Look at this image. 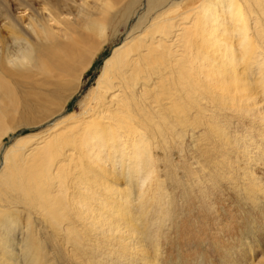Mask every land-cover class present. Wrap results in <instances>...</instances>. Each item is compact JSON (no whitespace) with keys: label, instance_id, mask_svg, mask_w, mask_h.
I'll list each match as a JSON object with an SVG mask.
<instances>
[{"label":"bare ground","instance_id":"bare-ground-1","mask_svg":"<svg viewBox=\"0 0 264 264\" xmlns=\"http://www.w3.org/2000/svg\"><path fill=\"white\" fill-rule=\"evenodd\" d=\"M103 1L113 0H94L86 6L80 5L84 0L78 4L72 1L73 16L48 4L26 5L22 20H11L7 35L0 37V264H49L40 240L44 231L64 253L53 256L57 264H164L173 252L164 262L157 261L143 245L153 241L155 235L149 237V231L160 230L159 217H163L157 205L159 210L153 213L158 224L153 226L145 203L160 195L157 199L164 205L167 197L162 189L153 195L147 194L149 189H130L134 188L131 180L142 171L145 179L152 173V150L160 149L159 141L166 142V131L191 121L186 105L191 101L198 112L203 100L197 96L211 97L213 91L205 93L192 84L194 75L208 85L221 74L224 80L231 75L233 84L239 81L234 87L220 83L222 93L218 95L223 101L220 107L229 106L237 114L248 116V102L261 99L253 100L255 91L253 97L249 92L248 70L255 66L259 70L258 59L264 62V0H117V11H110ZM226 12L232 14L231 24L223 15ZM231 25L230 36L237 41L233 45L215 33L222 26L228 31ZM105 43L114 46L93 84L81 94L78 110L65 113ZM239 47L242 51L237 53ZM239 64L243 68L236 73ZM259 78L263 80V74ZM232 88L237 97H230ZM192 127L190 131L198 130ZM26 128L37 131L14 134ZM217 129L212 133L216 141L231 144L226 132ZM6 136L10 142L4 146ZM205 143L212 144L209 140ZM175 145L173 142L172 147ZM120 175L127 189L123 188L119 197L122 188L114 182L118 183ZM22 211L32 215V220L27 216L22 221ZM144 216L149 220L142 231L138 224ZM121 219L123 225L118 223ZM167 233L176 239H166L169 249L181 253L187 240L200 252L206 234L203 225L190 218ZM163 246H167L165 241ZM213 252L220 257L226 254L216 248ZM203 253L200 256L208 260L209 254L204 249ZM182 259L184 264H192L187 256Z\"/></svg>","mask_w":264,"mask_h":264},{"label":"rangeland","instance_id":"rangeland-1","mask_svg":"<svg viewBox=\"0 0 264 264\" xmlns=\"http://www.w3.org/2000/svg\"><path fill=\"white\" fill-rule=\"evenodd\" d=\"M72 1H75L78 4L79 2H82L83 0H79V2L78 0H0V37H5L7 35V31H8L7 26L11 24V20H17L21 18V13L25 9L26 5L31 4L32 6L36 8L42 4H48V5L55 6L59 8L60 10L62 9L60 12H63V13L69 12L71 13L70 16H73L76 10L74 9V7L73 8L71 7V5L73 4ZM84 1L86 2L81 3L80 5L82 6H86L88 4L91 5V2L93 5V2H94V0H88V2L87 0H84ZM103 2L105 3L104 6L108 4L106 5V7H109L110 11H117L119 9V4H117V0H113L111 1V3H109V1L107 2L103 1ZM227 2H225V4ZM96 5H101V4L96 2ZM219 8H220L219 10L217 9L219 12L218 11L217 12L221 15V11H222L221 5ZM226 13H224L223 15L227 17L226 18V21H227L230 19L231 17L230 15L232 14L231 12H226ZM24 14H26V12L22 14L23 15L22 17L26 16ZM4 22L6 24H4ZM227 23L231 24V19ZM222 27L216 29L215 33L216 34L219 33L222 39H225L226 41L230 42L232 45L233 43L237 44L236 38L234 37L232 38L230 36L231 34L230 30L233 29V26L230 29L228 28L229 32L225 30L227 29L226 27L224 26ZM120 28L121 27H119V29ZM199 41H198V44L200 45L201 41L200 42ZM255 45H258V47H260L258 43H255ZM113 46H114L113 44L105 43L103 48L98 52L92 64L89 66L88 70L85 72L78 92L74 94V96H72V98L68 101L67 107L64 111L65 113L67 111H72L73 109L74 111L78 110L77 106H78V101L81 97V94H83L86 91L89 85L93 84L103 60L110 54V51ZM241 51L242 49H240L239 47V49H237V53H240ZM256 64H261L259 65L260 66L259 70H256V66L254 68H251L250 69L251 71L248 70V83H249L250 88L252 87L251 88L252 91L249 88V92L252 96L253 95L252 93L255 91L253 95L254 97L252 96L253 100H256L258 97H261V99L258 98V100H256L254 103L248 102L249 104L248 108L250 107V105L251 107L253 106L255 107L256 110L255 109L253 110L254 113H252L253 111L250 110L251 107L248 110V116L237 114V111L234 112L231 108H229V106H225L224 107L225 109L220 107L219 104H222L223 101L221 99L218 100L219 99L218 95L220 94V91H221L219 87L225 84L227 85L231 84L230 87H234L235 86L234 84L237 81L236 80L233 84L231 75L230 76L227 75L226 80L223 79V76L221 77L222 74L220 76L218 75L216 79L212 80L213 82L210 81L209 85L208 83L201 80V77L196 78V75H194L192 78V84L196 86L197 88L201 87L200 89L204 91L205 93L213 91V93H210L211 97L207 95L205 96V98H202L204 97L202 93H200L197 96L199 100H203V101L205 100L206 102L205 103L203 101H200L202 103V106H201L202 109L199 108L197 110L198 112H194L193 105H191L192 104L191 101L189 102L190 104L186 105V109L188 110V112H191L190 115H188L189 119L191 120L189 122L190 124L186 123L187 124L186 125L185 122H181V124H183L187 128V129L185 128L186 131H184V126H182L181 124L177 125L174 128H171L169 132L166 131L167 132L166 142L164 141L165 142L164 143L162 141H159V144L157 142L158 146H160V142L162 146L160 147V149L159 147H157V149L152 150L153 159H152V163L149 164L151 165L149 166V168L152 170V173H150L148 177L145 179V176H146L145 171H142L141 174H139V177L137 176L134 180H131V184H132L131 186H134V188L132 187L130 189H137V188L146 189V192L149 189V191L147 192V194L149 195L164 192V195L167 197L166 199H164L166 200L165 201L166 203L164 205H163L164 203L163 201H158L157 199L158 198L157 196H160V195L151 196L150 198H148L147 202L145 203L148 209L146 214L150 218L151 217L153 218L152 219L153 226L158 224V221H155L154 213H153L154 210H159L157 208V205H160L161 215H163L164 217V218L159 217V219H161L160 224L162 225L160 226V230L158 228H155V229L152 228L153 230H155L154 233L152 229H150L149 231V237H153L155 235V237L153 238V241L145 243L143 245V248L148 253V255L150 256L151 254L152 258L157 259V261L158 259L159 261H163L164 257L169 256V253L173 252L171 259L167 258L166 262L163 261L164 264H184L182 257L184 258L186 256L190 258L189 261L192 264H195L198 262L199 263L203 262L204 264H210V263L211 264H234V263L235 264H264V144H263L264 143V138H263L264 137V107H263L264 79L263 80H260V78L258 79L260 74L261 75L263 74V78H264V62H261L258 59ZM241 65L242 64H239V66L237 67L236 73L241 72L243 68V65L242 66ZM202 83H205L204 86ZM220 83L222 85H220ZM210 84L212 85V87ZM234 89H236V87ZM234 89L232 88V90H229L231 91L230 92L231 95L229 94V91L226 92L227 96L230 95V97H233V96L237 97L235 94H233L235 93ZM260 101H261V104H260ZM244 103L242 106L246 105V103L245 104ZM191 106H192V111L190 108ZM259 108H261L260 113H259V110H260ZM251 115L253 117H250ZM173 116H174V113H172V117ZM204 119H210V122H207ZM255 119L257 121H255ZM197 121L199 124L196 125ZM193 125L197 126L198 130H196L195 128L193 129L194 132L193 130L190 131V129L193 128L192 127ZM214 126L218 128L217 132L219 133L220 132L224 133V131L226 132L225 138L229 140L231 144L225 145V143H222V142L220 143L216 141V137L212 136V133L215 131V128H216ZM260 127L263 130H259ZM172 129L174 130V132ZM208 130H209V135L207 134ZM35 131L37 130H30L26 128V129H21L19 132L17 131L14 134L15 135L27 134V133H31ZM171 131L173 132L172 134L170 133ZM177 131L178 132L181 131V132L177 133ZM173 134H176L175 135L176 137H174ZM12 135L13 134H10V137ZM233 135L235 138H232ZM209 136L212 137V139ZM10 137L6 136L4 140V146L10 142L9 140ZM225 138L223 139L226 140ZM242 138H244L245 141ZM175 139L178 142L180 140L179 144L177 143V141L175 142ZM171 140H174L173 141L174 145L176 143L178 145L176 144L174 147H172L173 142ZM208 140L212 144L209 143L210 145H208V143H205ZM170 141L172 142V145L169 146L168 144H171ZM239 142L241 145L239 144ZM163 143L166 146L163 145ZM202 144L204 145L203 147H205L204 151H203V147L201 146ZM242 144H245V145H242ZM215 145L217 146V148ZM167 146L169 147L167 148ZM228 146H230L229 150L227 149ZM245 147H249L250 149L249 148L247 149ZM253 149L257 150L258 153L257 151H254ZM198 151H200L201 154L199 153L198 155ZM223 151L225 152L223 153ZM163 155L165 156V158ZM168 159L169 161L171 160V162L174 165L171 162L165 163V162H169V161H166ZM219 159L220 160L222 159V160L220 161ZM242 159L244 162L242 161ZM157 160L159 161L155 163L154 161H157ZM160 160H162L164 164ZM169 164H171L173 169L171 168ZM167 166L168 167L170 166V167L168 168ZM164 168L169 169L171 172L169 170H166L165 172ZM121 172H123V170L120 171L119 174H122ZM150 175H152L151 178H150ZM121 176L122 175H120L118 183L117 181H115L114 184L116 185L118 184L119 188L127 189L126 188L127 182L126 180H124V177L121 178ZM69 178L70 177H67V180ZM142 178H144L143 181H142ZM62 179H64V177H62ZM147 180L149 181L147 182ZM161 185L162 187H160ZM163 186H164V189H163ZM71 189H74V188H71ZM122 189H119V192H120L119 197L122 196L123 193L125 192V189L123 190ZM157 189L159 191L160 189L162 190L158 192ZM247 189H250V191L252 192L251 195L249 196H248L249 191ZM184 197L187 200L183 199ZM115 203L121 204L120 201H116ZM137 204L138 203L136 202L134 206H137ZM106 205L109 206L107 202H106ZM107 211L108 213L110 212L108 209ZM25 212L26 211L20 212V214L22 215L21 216L22 221L23 220L25 221L28 217L30 218V220H32L31 219L32 215H29V213L26 214L27 212L26 213ZM186 218H190V220L193 219L197 221L198 223H201L204 227V231L206 233L203 236L204 242L198 241L200 243L202 242L200 252L196 250L197 248L194 247V242L190 240L186 241V246H184L183 248V250L184 249L185 250L182 253L180 249H177V251L175 252H174V249H169V243L166 241V239L170 238L171 242H176L175 241L176 239H173L174 238L173 233L171 235L167 233V229L169 228L172 229V227H174L175 225L180 224L181 222H184ZM112 219H116V218H112ZM148 220L149 219H147V217L144 216L143 219L140 220V224H138V228L141 229V227L144 224L148 223ZM135 221H138V219ZM118 223L123 225V220L121 219L120 222ZM135 223L137 224V222ZM207 224H210L212 226H209V225L207 226ZM157 230H158V233H156ZM163 231L164 233L166 231V233L162 234ZM49 237H50L49 233H46L44 231L41 234L40 240L42 242L43 249L45 253L47 254V259L49 261V264H57V262H55V259L57 258L53 256H55L56 253H60V257H61V253L62 255H64V253L61 249H58L54 245L56 243L55 242L56 240L55 239L53 240L52 238H49ZM210 240L217 241V242L213 244L212 242H210ZM164 241L167 244L166 247L163 246ZM209 243L210 245H208ZM214 248L218 249L219 252H222L223 256L226 253L224 256L225 258L220 257L217 254H215L216 252L215 253L213 252ZM203 249L206 253L209 254L208 260H204L203 256H200L201 254H204ZM238 251L240 254L238 253ZM213 254L215 255L213 256ZM226 258H229V260ZM64 260L65 262L68 261L66 258H64Z\"/></svg>","mask_w":264,"mask_h":264}]
</instances>
